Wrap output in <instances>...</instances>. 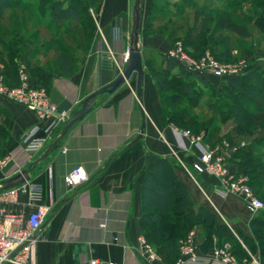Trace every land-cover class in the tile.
Returning a JSON list of instances; mask_svg holds the SVG:
<instances>
[{
	"label": "crops",
	"instance_id": "obj_1",
	"mask_svg": "<svg viewBox=\"0 0 264 264\" xmlns=\"http://www.w3.org/2000/svg\"><path fill=\"white\" fill-rule=\"evenodd\" d=\"M133 5L134 0H98L94 5L86 6L83 18L78 22L64 21L49 27L38 24L42 25L44 33L50 34L48 37L41 35L40 44L51 37L53 42L36 47L32 59L52 73L47 91L59 110L69 111L71 116L86 97L120 73L125 65L123 55L130 46ZM86 17L91 22L88 40L84 38ZM97 27L100 28L103 44L99 42ZM170 44L164 33L139 37L142 61L146 54L158 57V68H162L161 59ZM62 46L75 60V70L70 74H63L56 60ZM101 46L114 52L118 61L116 70L99 66L97 50ZM19 59L16 60L18 65L23 63L26 66L25 59ZM210 81L219 86L223 80L212 78ZM0 105L8 113L6 135H0V160L6 161L0 167V182L29 169L28 181L42 185L41 204L49 208L44 225L35 233L37 264H88L91 261H96V264H158L141 257L144 248L140 240L144 236L140 217L144 173L160 158L171 161L176 177L188 190L194 209L203 206L213 210L240 242L248 257L249 254L258 256L262 262L259 250L250 252L236 233L240 230L248 234V223L254 215L247 212L240 199L218 196L215 192L217 182L212 178H199L211 197L212 205L204 201L200 193L205 191L203 193L195 185L174 157L173 152H176L187 166L195 159L193 153L178 148V137L172 125L162 123L156 86L151 73L145 68L141 101L144 128L139 138L142 117L136 97L135 75L113 92L98 96L92 110L73 124L59 138L57 148L39 162L45 149L58 137L64 123L49 134L44 150L29 154L23 150L22 136L34 126L39 127L36 135H46L49 121L3 97H0ZM235 165L231 163L236 172ZM76 166L83 167L89 181L69 190L63 178ZM17 199V203L8 206L7 210L19 214L25 221L34 204H27L26 195L21 192ZM192 227L198 233L197 254H209L216 247L230 249L228 242L219 244L216 236H212V246L204 250L201 248L207 235L204 227L200 224ZM148 245L163 259V250L156 251ZM206 264L221 263L213 260Z\"/></svg>",
	"mask_w": 264,
	"mask_h": 264
},
{
	"label": "trees",
	"instance_id": "obj_2",
	"mask_svg": "<svg viewBox=\"0 0 264 264\" xmlns=\"http://www.w3.org/2000/svg\"><path fill=\"white\" fill-rule=\"evenodd\" d=\"M97 1L38 0L34 3L33 0L29 3L27 0H0V20L6 19L7 10H20L15 27L8 32L11 36L9 40L0 38L5 44H10L6 48L8 61L3 69L5 82L11 86L18 84V63L14 61L16 56H23L35 84L47 89L52 76L51 72L33 61V53L38 46L32 45L31 34L19 31L25 29L27 16L32 23L45 24L47 27L64 21L78 22L83 18L86 6L94 5ZM175 1L178 9L175 18H179L180 23L170 21L172 28L165 36L170 43L180 40L184 49L193 56H199L208 49L220 61H235L249 52L241 40L252 36L250 25L256 26L264 34V0L252 2L249 8L251 14L241 9L246 0ZM187 9L192 12L191 21H184L183 13ZM162 10L160 6L158 11ZM84 20L87 24L84 38L88 40L91 22L88 17ZM165 26L159 25V28L154 29L148 16L141 27V34L164 33L167 30ZM226 29L236 34L237 47L231 45L229 35L221 34ZM50 42H53L52 37L45 39L39 47L47 46ZM67 51L62 46L56 54L63 74L75 70V60ZM161 60L163 67L150 66L149 72L159 96L162 123L189 129L194 134L202 133L204 143L209 146L218 144L223 138L231 145L239 143L241 138H249L246 145L232 156V161L236 164V174L247 176L254 193L264 201V72L250 65L243 74L223 80L217 90V85L206 77L191 75L166 57ZM204 94L209 96L204 101L205 107L211 112L207 118L190 111L199 105ZM0 113L5 114V118L0 119V135L5 136L8 113L1 105ZM224 125L228 127L224 129ZM141 206L142 235L156 251L163 250V259L167 264H174L179 258L178 242L196 224L202 225L207 233L201 245L204 250L210 249L212 236H216L219 244H230L231 254L238 261L248 258L240 242L213 210L203 206L194 209L185 184L176 177L168 158H160L145 171L141 183ZM248 229V234L237 230V236L250 252L259 250L264 264V211L249 220Z\"/></svg>",
	"mask_w": 264,
	"mask_h": 264
},
{
	"label": "built area",
	"instance_id": "obj_3",
	"mask_svg": "<svg viewBox=\"0 0 264 264\" xmlns=\"http://www.w3.org/2000/svg\"><path fill=\"white\" fill-rule=\"evenodd\" d=\"M96 31L100 36V44H103L100 28L97 27ZM97 56L101 68L114 71L118 67V61L111 49L101 46L97 50ZM164 57L172 60L189 74L204 76L209 80L212 78L229 79L243 74L250 68V63L244 57L233 62H223L209 50H205L199 56H193L184 49L180 40L170 44L164 53ZM259 59L264 60V56H260ZM122 60L126 63L127 52L123 55ZM3 69V65H0V97L21 104L39 118L49 121L45 128L46 135H36L39 127L34 126L22 136L25 152L29 154L41 152L48 143L49 134L57 126L62 125L69 118L70 113L56 107L50 100L45 86L32 82L23 63H19L17 68V85L11 86L5 82ZM172 129L178 137V148L193 153L195 159L190 166H187L176 152H173V155L189 178L203 193L204 185L199 178H212L217 182L215 192L221 198L235 197L240 199L244 208L251 215L264 211V201L258 198L250 187L249 178L245 175L236 174L231 166V163H234L232 156L246 145L245 142L231 145L223 139L218 144L209 146L204 143L203 134H194L189 129L174 125H172ZM5 163V160H0V167L4 166ZM88 181L89 176L82 166L74 167L63 178V182L69 190L82 186ZM20 192L26 195L27 204H34L33 210L28 214L25 221L19 214L7 210L8 206L17 203ZM42 197V185L30 181L19 187L0 190V264H37L35 233L44 225L49 211V208L41 204ZM197 236V231L191 229L184 238L179 240V258L174 264H206L213 260L221 264H262L258 256L251 254L247 259L238 261L228 247H216L209 254L201 256L196 253ZM140 242L144 248L142 258L158 264H167L153 251L145 239L142 238ZM88 264H96V261H91Z\"/></svg>",
	"mask_w": 264,
	"mask_h": 264
},
{
	"label": "rangeland",
	"instance_id": "obj_4",
	"mask_svg": "<svg viewBox=\"0 0 264 264\" xmlns=\"http://www.w3.org/2000/svg\"><path fill=\"white\" fill-rule=\"evenodd\" d=\"M27 1L29 3L33 2V0H27ZM34 1H35L34 3L38 2V0H34ZM179 1H181V0H179ZM253 1L254 0H246V2H244V5L241 8L242 11H244L246 13H250L249 8H250V6H252ZM176 3L177 2L175 0H142V24H141V27H142L144 21L147 19V17L150 16L154 29L159 28V25H166L165 27H167V30L164 31V34L166 35L167 33H169V31L172 28L171 27L172 23L170 21L175 20L176 24L180 23V19L175 18L178 14V9H177ZM160 6H161V8L163 7V10L161 12L158 11V8ZM19 11H20L19 8L14 9L12 12H10V10L6 11V15H5L6 19L0 20V38H3L6 41L9 40L8 38L11 36L8 32L12 28L15 27V23H16V19H17L18 15H19ZM183 14H184V16H183L184 21L185 20L191 21L192 12L190 9L184 10ZM8 15H10L9 18H8ZM25 16H26V14H25ZM25 16H24V19H25ZM33 24L34 23H32L30 18L27 16L26 20H25V26H26L25 29H19V31L24 32L27 35L31 34V39H32L31 43H32V45H35V47H36V46H39L41 43V39H42L41 35L48 37L50 34L47 32L44 33L42 31V25L41 26L35 25L36 27H33ZM249 30L252 32V36L244 38L241 40V43H243L244 47L245 46L247 47L249 52L243 56H240L238 59L244 57L247 59L248 63H250L251 66L256 63L254 67L257 69H260L262 72H264V60L259 59L260 56H264V50H263L264 34L260 31L259 28H257L254 25H250ZM221 34L222 35H225V34L229 35L231 38V45L233 47H237L236 34H234L232 31L227 30V29L222 30ZM33 36H35L36 38L34 39ZM147 36H149V35L141 34V29H140V38L147 37ZM9 46H10V44H5L4 41L0 40V65H3V67H4L5 63L8 61V52H7L6 48H8ZM206 50H208V49H206ZM17 57H19V56H16L14 58L15 63H17L16 60H18V61L20 60ZM21 58H23V56H21ZM143 59H144L143 61L145 62V64L143 63V66L145 69L147 68L146 69L147 71H149L150 66L152 68H154V67L158 68L160 65L158 63L159 61H157L158 57H153V56L151 57V56H148L146 54V55H143ZM238 59H236V60H238ZM229 62H233V61H229ZM219 89H220V86L217 85V90H219ZM208 98H209L208 95H206V94L202 95L200 98L199 105L195 108L190 109L191 113L192 114L197 113L199 116H204L205 118L209 117L211 115V112L204 105V101L207 100ZM2 118L3 119L5 118L4 113H0V119H2ZM224 126H223L224 129H226L228 127L227 125H224ZM199 134H202V133H199ZM241 139L242 140H240V142L246 143L247 139H249V138H247V139L241 138ZM258 152H260V151H258ZM263 164H264V162H263ZM204 191H205V194L200 193L201 197L203 198L204 201H206L207 203L212 205V203L210 202V199H211L210 195L208 194V192H206V189H204ZM239 205H240V203H239ZM191 228L195 229L194 227H191ZM178 245H179V242H178Z\"/></svg>",
	"mask_w": 264,
	"mask_h": 264
},
{
	"label": "water",
	"instance_id": "obj_5",
	"mask_svg": "<svg viewBox=\"0 0 264 264\" xmlns=\"http://www.w3.org/2000/svg\"><path fill=\"white\" fill-rule=\"evenodd\" d=\"M142 24V0H134L133 5V16H132V32L130 35V46L127 51V60L122 69V71L115 76V78L108 84L102 86L94 93L86 97L79 108L74 110L71 113L69 119H67L62 128L58 137L50 144L45 152L42 154L38 162L42 159H45L48 154L54 151L57 148V143L59 138L76 122L80 121L87 113H89L96 101V98L103 94H108L116 90L122 84L126 83L132 75H135V89L136 97L139 101L140 113L142 117V123L138 138L143 133L144 128V110L141 105L142 101V85L144 79V66L142 61V49L139 45L140 29ZM29 169L22 170L19 174L10 178L6 181L0 182V190H7L10 188L18 187L24 185L29 180Z\"/></svg>",
	"mask_w": 264,
	"mask_h": 264
}]
</instances>
